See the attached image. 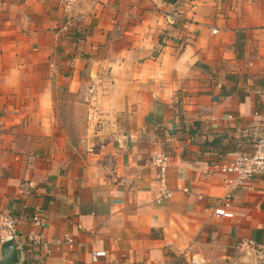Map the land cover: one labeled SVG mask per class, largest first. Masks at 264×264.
<instances>
[{"label": "crops", "instance_id": "obj_1", "mask_svg": "<svg viewBox=\"0 0 264 264\" xmlns=\"http://www.w3.org/2000/svg\"><path fill=\"white\" fill-rule=\"evenodd\" d=\"M263 122L264 0H0V212L19 264H264V174L212 216L220 168Z\"/></svg>", "mask_w": 264, "mask_h": 264}, {"label": "built area", "instance_id": "obj_2", "mask_svg": "<svg viewBox=\"0 0 264 264\" xmlns=\"http://www.w3.org/2000/svg\"><path fill=\"white\" fill-rule=\"evenodd\" d=\"M59 1L63 10L68 13L76 0ZM215 32L216 29H212V33ZM150 164L157 171L156 200L162 201L170 198L172 192L166 183L168 156L163 152L154 153L150 157ZM220 169L225 175L224 184L226 192L223 196L219 197L212 209V216L215 218H220L226 215L227 207L229 206L231 198L236 190L245 189L255 177L264 174V122L263 130L260 136L256 139L252 151L248 154L234 157L229 163L225 164ZM31 224L33 228L37 229H41L45 225L43 218L37 211L31 217ZM26 236L32 245L40 244L46 248L49 244V242H44L41 233L36 232L34 229H30ZM19 237L20 233L15 219L8 211L0 212V243L7 239H18ZM54 243H60V240L56 239ZM104 255V251H93L91 260L94 262Z\"/></svg>", "mask_w": 264, "mask_h": 264}, {"label": "water", "instance_id": "obj_3", "mask_svg": "<svg viewBox=\"0 0 264 264\" xmlns=\"http://www.w3.org/2000/svg\"><path fill=\"white\" fill-rule=\"evenodd\" d=\"M22 259V247L17 238L0 243V264H19Z\"/></svg>", "mask_w": 264, "mask_h": 264}, {"label": "trees", "instance_id": "obj_4", "mask_svg": "<svg viewBox=\"0 0 264 264\" xmlns=\"http://www.w3.org/2000/svg\"><path fill=\"white\" fill-rule=\"evenodd\" d=\"M23 264H36V263H34V262H30L29 260H25V261L23 262Z\"/></svg>", "mask_w": 264, "mask_h": 264}]
</instances>
